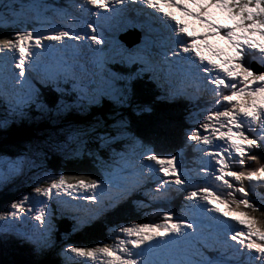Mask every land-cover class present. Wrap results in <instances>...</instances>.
<instances>
[{
  "label": "snow or ice",
  "instance_id": "6c2138e0",
  "mask_svg": "<svg viewBox=\"0 0 264 264\" xmlns=\"http://www.w3.org/2000/svg\"><path fill=\"white\" fill-rule=\"evenodd\" d=\"M129 28L142 34L132 47L118 38ZM177 100L192 105L195 122L178 151L157 152L125 113ZM0 101L18 120L33 108L104 112L62 129L49 149L91 157L96 174L53 172L39 143L0 156V189L33 173L32 191L0 212V242L14 238L40 256L55 247L57 211L80 229L142 194L138 207L156 219L110 223V243L69 245L65 264H264V0H0ZM177 196L179 214L166 206Z\"/></svg>",
  "mask_w": 264,
  "mask_h": 264
},
{
  "label": "trees",
  "instance_id": "16d2710c",
  "mask_svg": "<svg viewBox=\"0 0 264 264\" xmlns=\"http://www.w3.org/2000/svg\"><path fill=\"white\" fill-rule=\"evenodd\" d=\"M159 105H162L166 107V103H159L155 102L154 104V109L157 108ZM182 106L180 104H177L176 107H170L168 108L170 110V118L176 119L181 111ZM4 109H6V106L0 102V118L1 116L4 117V119H9L12 122L6 127L8 128V131H11L13 129L19 128L26 126L30 124V128L28 129V132L24 136V140L20 143H26L27 145L28 142H31L32 144L34 143H39L42 147L46 149L47 152H51L54 156H51V160H53L52 163L49 162V165L51 166V170L53 172H63L66 175L72 176V175H92L97 173V168L96 165L93 163V160L91 157L84 155L81 156L80 158L72 161L69 164H62L61 158L58 157L57 155L60 154V152H57L55 150H49L50 146L57 141L59 137H61V132L59 130H62L64 128H60L56 132L52 131L51 126H64L68 125V122H81L78 123L79 126L84 127L87 125H84L83 121L87 119H91L96 117V115H100V112H70L67 120H61L59 117H55L53 115L50 116H41V114L36 111L34 108L30 110L29 112V118L27 119H15L14 117L9 116L7 112H1ZM98 113V114H96ZM167 114H163V116H166ZM45 119H49L50 121H55L51 122L49 124L50 129H46V125L43 122L46 121ZM59 119V120H58ZM84 119V120H82ZM58 120V121H57ZM82 120V121H79ZM57 121V122H56ZM133 130L136 131L137 133L141 134L147 133V129H141L143 126L146 125H151L152 123H141L138 121L134 120V123H132ZM8 131L4 132L8 133ZM164 134L167 132L163 131ZM1 135V134H0ZM3 135V133H2ZM4 135V136H5ZM167 135V134H166ZM2 136V137H4ZM1 137V138H2ZM179 139L178 134H177V140ZM176 140V141H177ZM7 143H3L2 145H7ZM180 143V142H178ZM17 146H21L18 142L11 143L9 148L7 150L11 152V150L16 149ZM159 145H161V149L164 150L161 151L159 148ZM153 147H158V151L161 153H167L171 151H176L175 148V142L174 140H169L165 138L162 141H158L154 144H152ZM90 148H95L96 144L94 142H90L89 144ZM101 155H104L102 152ZM189 153L186 152V157H188ZM190 157V156H189ZM72 159V158H71ZM61 164V165H60ZM19 190L16 191H11L3 196H0V212L4 210L6 204L4 202H12L14 199H17ZM144 198H142V194H138L137 196L133 197L132 199L126 201L124 204L120 206V208L113 214H110L107 220L101 222L97 221L96 223L92 225L85 226L83 228L78 229L79 236L74 237L72 234L74 233H69V237L67 238V243L70 245H76V246H93L97 245L101 242H111L108 238V225L110 223L114 222H121V223H127L130 222L131 220H135L136 222H151L152 220L156 219L155 217L151 216L149 214L148 210H141L140 207L137 209V201H142ZM166 206L173 208L177 214H179V208L181 206V198L177 196L173 201L168 203ZM264 211V209H261ZM73 226L75 225V221L72 219L71 220ZM6 244L9 249L10 255L13 257L15 261H17L18 264H56L57 261H59V264H65L64 258L57 253V249H50L49 252L53 254V259H51L49 256H36L32 253L30 246L28 245H23L22 247L17 245L16 243H13L14 246H11L8 241H6ZM4 245V244H2ZM209 255H212V253H209ZM9 257H3V260H7ZM11 260V259H10ZM14 260H11L14 264L16 262ZM70 260V259H69ZM6 264L8 262H5Z\"/></svg>",
  "mask_w": 264,
  "mask_h": 264
},
{
  "label": "clouds",
  "instance_id": "9594fccd",
  "mask_svg": "<svg viewBox=\"0 0 264 264\" xmlns=\"http://www.w3.org/2000/svg\"><path fill=\"white\" fill-rule=\"evenodd\" d=\"M211 11L216 14V18H217V13H218L219 10L218 9H212ZM192 23L194 24V26L196 27V29L199 32H202L200 26H197V24L194 21ZM128 30H129L128 32H130V33H128L127 31H122V32L119 33L118 38H119V40L125 46L132 47L134 43H138V41L136 40L135 36L137 34H139V31H138V29H135V28H129ZM210 43H212L216 47L219 45L213 39L210 41ZM253 67H254V70L259 69L256 66H253ZM157 102H159V103H166V107H164L162 105H159L157 108H155V110H154V112L152 114L144 113V117H142L140 119H136V121H138V122H145L147 119H152V120H155L157 123H160L161 120L156 119L155 116H160L161 118H163L162 120H166L164 118L170 117V110L168 108H170V107H173L174 108V107H176L177 104H180L182 106V108H181V111H180L178 117L176 119H172V120H169L168 121L171 126L168 128L167 131H165V132H167L169 134V136L166 137V138L169 139V140H174V142H175V148L178 151L179 147L181 145H184V132L187 131L188 125H190L191 123H194L195 122L193 120H189V109L192 107V105L189 104L185 100H177V101L172 102V103H169L167 101H157ZM4 110H5V112H7V108L4 109ZM129 110H131V109H129ZM200 110H202V109H200ZM90 112H100L102 114V116L104 115L103 110H92ZM67 114H69V113H67ZM163 114H167V115L166 116H163ZM60 118H62V117H59V119ZM141 119H143V120L141 121ZM177 134H178V137H179L178 140H177ZM178 142H180V143H178ZM23 144H20V145H23ZM152 144H154V143H152ZM154 148L156 149L157 146L154 147ZM189 149H191V148H189ZM194 159H195V157H194ZM195 166L196 165L192 161V167H195ZM16 190H18V189H16ZM13 191H15V190H13ZM19 193L20 192H18V194ZM7 203H10V202H7ZM218 206H219V204H218ZM3 207H5V206H3ZM136 210H138V207H137ZM153 210H155V209H153ZM223 212H225V211L223 210ZM66 219L72 224V222H71L72 218H69L68 217ZM55 224H58V227L60 229L59 232H57L56 234H54L55 241H57L58 243H62L63 242V243L68 244L67 243V238L69 237V233L71 234L73 230L70 227L66 226L63 222H61V223L55 222ZM61 225H62V228H61ZM72 235L74 237H78L79 236V234H76V233H73ZM55 244H57V243L55 242ZM19 246H20V244H19ZM58 254H60V253H58ZM69 259H71V258H69ZM5 262H8L7 264H13V262L11 260H4L2 264H6Z\"/></svg>",
  "mask_w": 264,
  "mask_h": 264
},
{
  "label": "rangeland",
  "instance_id": "374dc122",
  "mask_svg": "<svg viewBox=\"0 0 264 264\" xmlns=\"http://www.w3.org/2000/svg\"><path fill=\"white\" fill-rule=\"evenodd\" d=\"M217 19L218 20H220L221 22H227V23H230L231 21H228V20H226V14H224V13H221V12H219L218 11V13H217ZM196 24H197V26H200V24H199V22H197V21H194ZM201 27V30H202V32L204 31V28L202 27V26H200ZM138 31H139V29H138ZM139 33H140V31H139ZM256 39H260L259 37H256ZM214 41H216L219 45L217 46L218 48H220V49H223L224 51H229V49H228V45H227V42L226 41H224V40H221L220 38H215V39H213ZM2 112V111H1ZM3 112H5V110H3ZM126 115H128L129 116V120L131 121V123H134V115L132 114H130V113H125ZM0 120H5L4 119V117H2L1 116V118H0ZM132 126H133V124H132ZM189 126V125H188ZM5 130L6 131H8V128H6V127H0V137H2L3 135H4V132H5ZM54 132H56L57 130H53ZM59 131H61V130H59ZM2 133H3V135H2ZM61 137H59L58 139H57V141H59V140H63L64 139V135H63V133L61 132ZM15 135H17V134H15ZM22 136V135H21ZM22 140H24V139H21L20 141L22 142ZM19 140H17V141H14V142H10L9 144H7L8 146H10V144L11 143H15V142H18ZM2 143V140H0V145H2L1 144ZM28 144H32L31 142H28ZM26 146H27V144L26 143H24L23 145H21V146H17L16 145V149H14V150H11V152H9V151H5V150H0V156H7V157H15V156H17L18 154H20V153H22V152H24V151H26L27 149H26ZM159 148L161 149V145H159ZM7 149V148H6ZM157 152H159L158 151V149L156 148L155 149ZM161 151H163L164 152V150L163 149H161ZM51 156H54L50 151L49 152H47V157H46V160L44 161V164H45V166L48 168V169H50L51 170V166L49 165V162L50 163H52L53 162V160H51ZM58 157H60L61 158V161H62V164H69V163H71L72 161H74V160H76V159H78V158H80V157H71V156H65V155H63V154H59V155H57ZM72 158V159H71ZM61 165V164H60ZM32 176H33V173H28V175L27 176H24V177H19V178H17L15 181H13L12 183H10V184H8L6 187H4V188H2V189H0V196H3L5 193H8V192H11V191H13V190H15L16 191V189H18L19 190V194H18V196H17V199L18 198H20L23 194H26V193H28V192H31L32 191V186H31V179H32ZM4 203H7V202H4ZM11 203V202H10ZM10 203H8V204H6V206H5V204H4V206H5V208H4V210L8 207V205L10 204ZM219 203V206H218V208H220L221 209V214L223 213V210L224 211H229L230 209H229V206L228 205H225V204H222L221 205V203L219 202V201H214V204H218ZM3 210V211H4ZM233 215H236L237 216V218L238 219H246L244 216H241L239 213H233ZM72 218L70 215H68V214H61V212H59V211H57V213H56V217H55V222H57V223H61V222H63L66 226H68V227H71L72 226V230H73V232L74 233H77V231H78V229H76L74 226H73V224H71V226L68 224V223H66L65 221H63V220H67L66 218ZM61 222H60V221ZM131 221H135V220H131ZM130 221V222H131ZM61 228H62V225H61ZM55 234L57 233V232H59L60 231V229H59V227H58V224H55ZM108 235H109V233H108ZM10 239H12V238H10ZM15 240V239H14ZM16 241V240H15ZM18 244H20L18 241H16ZM57 244H55V247L53 248V249H58V247H61V249L63 250L64 248H66V247H68L69 246V244H66V243H58L57 241H55ZM5 243V245H6V248L8 249V246H7V244H6V242H4ZM14 246V245H13ZM62 250L61 251H57V253H61L62 252ZM8 251H9V249H8ZM3 254H2V251L0 250V264H2L3 263ZM51 259H53V254L51 255ZM7 260H10V259H7ZM56 264H59V261H57L56 262Z\"/></svg>",
  "mask_w": 264,
  "mask_h": 264
},
{
  "label": "water",
  "instance_id": "95a60500",
  "mask_svg": "<svg viewBox=\"0 0 264 264\" xmlns=\"http://www.w3.org/2000/svg\"><path fill=\"white\" fill-rule=\"evenodd\" d=\"M150 122L152 123L151 125H146V126H143L141 128V129H147V133L146 134L142 133V136L146 140H148V141H150L152 143H156L158 141L164 140L166 137L169 136L168 133H166L167 134L166 135L162 131H160V129L158 127L159 125H158V123L155 120L147 119L145 122H142V123H150ZM20 131L24 133V128L20 129ZM13 134H14V132L11 135H13ZM21 135H19V133H17V135L15 136V138H17V139L18 138L24 139L23 138V134H21ZM6 140H8V139L3 140L1 144H3ZM10 141H7V142L10 143ZM6 148H9V146L8 145H0V150L8 151ZM157 149H158V147H157Z\"/></svg>",
  "mask_w": 264,
  "mask_h": 264
},
{
  "label": "bare ground",
  "instance_id": "6f19581e",
  "mask_svg": "<svg viewBox=\"0 0 264 264\" xmlns=\"http://www.w3.org/2000/svg\"><path fill=\"white\" fill-rule=\"evenodd\" d=\"M5 132H6V130H5ZM17 133H19V131L14 132V134L9 136L8 140H6L4 143H7V141H10V140L12 141V140L17 139V138H15V136H16L15 134H17ZM18 140L20 141L21 139L18 138ZM63 221H65L66 223H68L71 226V223L68 220H63ZM70 228H72V226ZM79 232L80 231L78 230L76 234H79ZM7 241L11 246H13V243H16L18 245V243L14 240V238H12V239L8 238ZM2 244H4V245H2ZM0 250L2 251L3 257H9V259L14 260L13 257L10 255L8 249L6 248V245L4 242H0ZM61 250H62L61 247H58L57 251H61ZM51 255H52V253H50L48 250V251L44 252L41 256H49L51 258ZM15 262H16V264H18L17 261H15Z\"/></svg>",
  "mask_w": 264,
  "mask_h": 264
}]
</instances>
